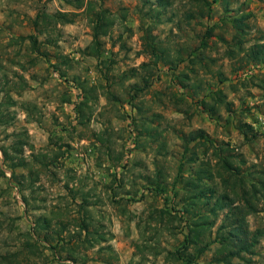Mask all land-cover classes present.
<instances>
[{"label":"rangeland","instance_id":"rangeland-1","mask_svg":"<svg viewBox=\"0 0 264 264\" xmlns=\"http://www.w3.org/2000/svg\"><path fill=\"white\" fill-rule=\"evenodd\" d=\"M153 1H104L126 19L92 55L81 9L0 0V264H182L168 252L187 233L184 181L197 165L220 168L225 154L223 178L264 182V65L235 47L239 27L245 46L264 38V0ZM56 11L78 14L38 33L36 15ZM198 131L205 137L191 140ZM18 141L24 166L12 168ZM222 182L206 188L219 195ZM213 202L193 211L207 214ZM255 206L251 230L264 224V200ZM161 215L167 223L153 234ZM38 216L50 218L48 230L35 231ZM213 248L195 264H222ZM246 257L261 264L263 240Z\"/></svg>","mask_w":264,"mask_h":264},{"label":"trees","instance_id":"trees-1","mask_svg":"<svg viewBox=\"0 0 264 264\" xmlns=\"http://www.w3.org/2000/svg\"><path fill=\"white\" fill-rule=\"evenodd\" d=\"M62 1L73 7V9H81L82 12L90 15L89 23L91 26L92 40L86 49H88L89 53L92 55L99 54L104 43L103 39L109 36L113 27L124 24L126 19V14L124 12L115 14L108 8L103 7V3L106 0ZM202 1L204 2L205 0ZM153 3L156 4L157 8H165L172 4V0H154ZM77 14L78 12L71 11H56L52 14L43 12L40 15L38 13L33 24L38 33L47 35L53 31L57 25L73 22ZM37 19H39V22ZM244 33L245 30L239 27L235 35L237 39L235 47L239 52L243 53L245 63H259L264 65V38H260V41L245 46ZM152 50L154 51L155 48L152 47ZM229 53L230 56H233L235 50H230ZM155 56L158 58L156 54ZM218 101L225 103V105L227 104L222 95L218 96ZM8 103L12 104L11 98H9ZM201 103L203 105L205 104L204 101H201ZM1 120H3V117H0V121ZM245 126L251 128L248 124H245ZM243 133L247 135L248 132L243 130ZM203 137L205 136L202 131L190 134L191 140ZM9 149V146H3L1 151L5 159H11L12 161L14 156L9 154ZM12 151L17 157V163L13 164L12 168L24 166L22 143L18 141ZM221 151H226L227 153L229 148H222ZM220 163L226 171L232 168V163L228 155L224 154ZM220 168L219 162L214 164L210 161L200 162L195 170H193L196 177L193 179L186 178L184 181L187 191L182 196V199L185 200L183 204V213L190 215L191 219L186 221L187 233L184 234L181 248L168 252L169 258L173 260L183 259L182 264H195V260L203 253L210 250L212 245H214L213 261L215 263L252 264V259L246 257V254H254L256 245H258L261 240H263L264 243V224L251 230L247 221V215L257 211L255 203L259 200H264L263 180L252 178L250 181L246 182L242 178L241 180L234 179V181H231L230 178L225 179L222 177V174L218 170ZM32 175L33 173L29 174L31 178ZM216 176L221 178L224 185V191L219 195L215 194L214 188H206L208 187V181H212ZM158 185L159 183L155 186L157 192H162L163 188H158ZM211 199H214V202L206 212L207 214L196 213V215L193 211L194 207L202 202H204L205 205H209ZM188 205L193 207L189 208ZM220 212H224V217L221 223L216 227L214 238L211 240V231L215 224L214 218L217 217ZM211 216L213 218H211ZM158 220L160 224L150 226L153 234L159 231V228L155 225L161 226L167 223H162V215ZM50 224V218L38 216L35 223V231L37 233L46 231L50 227ZM81 231H88L86 224L81 227ZM235 260L239 262L235 263ZM261 264H264V258Z\"/></svg>","mask_w":264,"mask_h":264}]
</instances>
